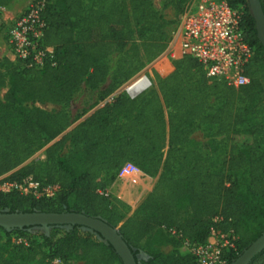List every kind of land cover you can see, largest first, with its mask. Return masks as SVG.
Instances as JSON below:
<instances>
[{
    "label": "trees",
    "instance_id": "16d2710c",
    "mask_svg": "<svg viewBox=\"0 0 264 264\" xmlns=\"http://www.w3.org/2000/svg\"><path fill=\"white\" fill-rule=\"evenodd\" d=\"M47 1L42 40L51 55L39 68L6 57L0 64V89L7 85L0 175L17 182L31 176L57 191L50 198L0 192V210L99 217L117 228L138 264H198L183 243L228 234L235 246L222 257L231 264L264 232V49L248 0H226L240 12L253 51L243 68L247 84L212 80L184 55L150 67L155 87L110 101L164 52L191 0ZM25 100L63 108L45 111ZM71 101L76 108H66ZM197 129L205 142L191 138ZM42 147L44 161L26 162ZM80 228L0 227V264H122L111 245ZM164 241L170 253L160 248ZM263 258L264 250L250 264Z\"/></svg>",
    "mask_w": 264,
    "mask_h": 264
},
{
    "label": "built area",
    "instance_id": "2783aa9c",
    "mask_svg": "<svg viewBox=\"0 0 264 264\" xmlns=\"http://www.w3.org/2000/svg\"><path fill=\"white\" fill-rule=\"evenodd\" d=\"M47 0H31L14 19L5 38L3 57L20 62L24 67L39 68L52 46L44 45L43 34L47 26L44 11ZM240 12L229 6L226 0H191L180 14L175 31L161 57L178 59L188 55L202 64L210 79L222 80L235 87L247 84L244 65L252 57L251 46L245 41L239 27ZM17 191L34 197H53L55 184H40L31 176L21 181L6 179L0 175V192ZM214 232V231H213ZM218 239L204 244L185 241L182 249L188 251L198 264H225L224 248H234V236L218 234ZM17 242L22 241L16 238ZM53 258L49 264H60ZM257 264H264V258Z\"/></svg>",
    "mask_w": 264,
    "mask_h": 264
},
{
    "label": "water",
    "instance_id": "95a60500",
    "mask_svg": "<svg viewBox=\"0 0 264 264\" xmlns=\"http://www.w3.org/2000/svg\"><path fill=\"white\" fill-rule=\"evenodd\" d=\"M250 12L255 20L257 38L264 49V14L260 0H248ZM138 92L130 94L135 96ZM61 226L70 229L73 225L80 226L95 237L112 246L122 264H138L130 248L118 232L116 227L109 225L99 217H93L83 212H44V211H9L0 210V227L5 230L33 226L47 233L51 226ZM264 250V232L253 240L231 262V264H250L255 255Z\"/></svg>",
    "mask_w": 264,
    "mask_h": 264
},
{
    "label": "rangeland",
    "instance_id": "374dc122",
    "mask_svg": "<svg viewBox=\"0 0 264 264\" xmlns=\"http://www.w3.org/2000/svg\"><path fill=\"white\" fill-rule=\"evenodd\" d=\"M31 0H12V5H10V9H11V13H13L9 23H6V18L3 17V14L6 13V9L5 6H7V4H0V38L3 40H5L6 38V34L8 29L10 28V26L12 25L14 19L17 17V15L22 12L26 6L29 4ZM156 5L158 6L159 3L155 2ZM2 57L0 55V64L2 61ZM160 60V57L155 59L154 61H152L151 63H148L141 71H139L135 76H133L130 80H128L127 82L123 83L115 92H113L110 96H108V98H106V101H110L114 96L118 95L119 93H125L127 95H130L132 93H136L139 92L141 90L144 89H148L151 87H155V81L152 78L151 72H150V67L155 64L156 62H158ZM147 81V83H145V81ZM7 85L3 86L0 89V96H3L5 91H6ZM23 104L28 106V107H38L41 108L45 111H56L59 110L61 108H63L60 105L57 104H51L48 102H36V101H30V100H25L23 101ZM78 105L77 102L75 101H71L66 108H70V109H74L76 108V106ZM191 138L197 142H205L207 140V138L203 135V132L200 130H195L192 134H191ZM219 139V137H217ZM69 148V144H67L63 149H62V153H65L67 151V149ZM166 150V148L164 149ZM228 150V145L226 146V148L223 149V151L221 152V154L219 152L214 153L213 155H211V157L213 158V160H218L219 158H221V156L223 155V153H225ZM31 160H36L39 162H42L45 160V155H44V147L36 150L27 160L26 162H29ZM157 178V176H155L153 178V180H155ZM109 191H113V189H109ZM134 208H131L127 215H130L133 212ZM83 229L80 228L79 229V233H82ZM218 234L215 232H212L210 237H213V239H211V241L213 240H217L218 239ZM14 237V236H13ZM209 237V238H210ZM208 238V239H209ZM160 248L162 249V251H164L165 253H170L172 250V247L170 246V244L167 241L162 242V244L160 245ZM143 255V253H141L139 256Z\"/></svg>",
    "mask_w": 264,
    "mask_h": 264
},
{
    "label": "crops",
    "instance_id": "0c3cea01",
    "mask_svg": "<svg viewBox=\"0 0 264 264\" xmlns=\"http://www.w3.org/2000/svg\"><path fill=\"white\" fill-rule=\"evenodd\" d=\"M1 4H7V6H5V8L4 9H6V13H4L3 14V17L4 18H6V23L8 24L9 23V21H10V19H11V17H12V15H13V13L12 14H10L11 13V9H10V5H12V0H4ZM5 50H6V45H5V40L3 39H1L0 38V55L2 56H4V53H5ZM160 57V60H170V59H167V58H165V57H161V55L159 56ZM159 57H157V58H159ZM156 58V59H157ZM159 60V61H160ZM140 92V91H139ZM138 92V93H139ZM156 180V179H155ZM155 180H153L152 181V183H151V185H150V187H149V189L154 185V183H155ZM136 207V205L135 206H133L132 208H135ZM211 239H213V237H210L209 238V240L211 241Z\"/></svg>",
    "mask_w": 264,
    "mask_h": 264
},
{
    "label": "bare ground",
    "instance_id": "6f19581e",
    "mask_svg": "<svg viewBox=\"0 0 264 264\" xmlns=\"http://www.w3.org/2000/svg\"><path fill=\"white\" fill-rule=\"evenodd\" d=\"M145 81V83H147V81L146 80H144Z\"/></svg>",
    "mask_w": 264,
    "mask_h": 264
},
{
    "label": "flooded vegetation",
    "instance_id": "af4514ba",
    "mask_svg": "<svg viewBox=\"0 0 264 264\" xmlns=\"http://www.w3.org/2000/svg\"><path fill=\"white\" fill-rule=\"evenodd\" d=\"M64 212V211H63Z\"/></svg>",
    "mask_w": 264,
    "mask_h": 264
}]
</instances>
